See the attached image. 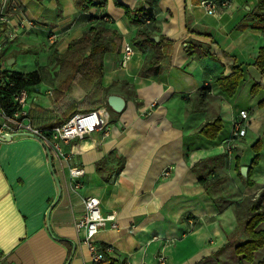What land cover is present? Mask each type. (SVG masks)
<instances>
[{
	"label": "crops",
	"instance_id": "crops-1",
	"mask_svg": "<svg viewBox=\"0 0 264 264\" xmlns=\"http://www.w3.org/2000/svg\"><path fill=\"white\" fill-rule=\"evenodd\" d=\"M199 1L104 0L88 11L74 0L0 1V15L8 19L0 21V72L45 66L54 77L28 92V124L32 109L53 107L52 92L60 79V74L53 75L60 71L51 60L54 49L64 53L101 18L123 37L118 51L103 54L100 83H74L67 92L76 102L88 94L77 112L107 107L109 123L64 144L69 160L50 153L61 187L57 201L42 143L24 134L0 141V264H92L83 231L75 224L88 195L99 198L102 214L115 212L118 223L95 235L99 245L111 247L99 264L111 259L116 264H257L264 258V247L253 262L234 252L246 238L243 226L233 237L235 202L264 190V74L254 65L264 32L251 27L249 16L258 0H229L215 14L206 13ZM140 3L154 12L157 41L159 36L173 41L170 58L161 60L157 73L141 72L153 48L134 44L138 26L127 20L123 8ZM6 33L14 35L7 38ZM125 43H131L133 53L122 65ZM233 65L240 66L242 78L229 96L216 79L231 74ZM86 84L90 88L85 90ZM204 85L210 90L200 101L198 91ZM254 85L257 90L251 93ZM109 94L125 99L121 112L107 105ZM97 100L102 103L93 104ZM241 109L247 112L245 133L230 142ZM217 117L222 128L216 138L198 133ZM256 141L259 159L252 165L253 184L247 185L236 165L251 166ZM101 161L99 172L96 164ZM72 167L84 170L78 187ZM200 177L222 180L206 191Z\"/></svg>",
	"mask_w": 264,
	"mask_h": 264
},
{
	"label": "trees",
	"instance_id": "trees-1",
	"mask_svg": "<svg viewBox=\"0 0 264 264\" xmlns=\"http://www.w3.org/2000/svg\"><path fill=\"white\" fill-rule=\"evenodd\" d=\"M75 4L83 11H88L91 7L102 6L104 0H74ZM116 4L121 5L119 2ZM125 15L130 23L138 26L136 34L133 38L135 45L139 47L151 46L153 53L151 58L143 64L141 72L143 74L157 73L161 69V60L165 57L170 58L173 41L159 36L158 41H153L152 37L158 35L159 28L154 18V12L151 8L144 4H138L134 8L123 7ZM251 27L264 32V0H258L256 7L250 12ZM84 18L90 20L89 14H85ZM3 28H0V32ZM123 37L116 30L109 27L107 20L101 18L95 24L91 25L80 37L72 40L64 53H59L56 49L52 51L51 60L60 65V71H54V76L60 74V79L52 92V109H43L36 107L29 113V122L32 127L51 128L69 119L74 113L79 110L80 105L86 102L88 94L80 102L73 101L67 94L71 84L80 83L82 81L100 83L103 73L102 56L105 52L116 50L118 51L119 44ZM254 65L259 71L264 74V46L258 50V54L254 60ZM232 73L229 75L221 74L216 83L223 92L232 96L239 85L242 78V70L240 66L233 65ZM6 78L0 80V102L7 112H12L16 108L14 95L25 89L27 92L32 90V87L42 81H53L50 70L45 66L28 71H2L0 77ZM258 85H254L251 93L257 90ZM104 90H107L105 88ZM210 90L209 85H204L198 91V99L203 100ZM102 100H97L93 104H101ZM222 128L221 119L219 117L207 121L202 124L198 133H201L209 139L217 137ZM255 151L254 157L251 159V166L247 170L246 176H242L240 167L236 165V171L247 185H252L250 179L252 174V165L256 164L259 159V141H256L252 146ZM103 161L96 164L97 171L101 172ZM205 190L209 191L211 186L216 182L221 181V177L206 181L200 177ZM234 215L237 225H243V232L246 236L245 240L237 243L234 246V252L241 260L253 262L254 254L257 250L264 247V228L260 227L264 223V190L257 197L245 196L240 201L234 204ZM231 237H229V243ZM110 264H116V261L111 259ZM257 264H264V258L259 260Z\"/></svg>",
	"mask_w": 264,
	"mask_h": 264
},
{
	"label": "built area",
	"instance_id": "built-area-1",
	"mask_svg": "<svg viewBox=\"0 0 264 264\" xmlns=\"http://www.w3.org/2000/svg\"><path fill=\"white\" fill-rule=\"evenodd\" d=\"M4 2V0H0ZM229 0H200L199 5L208 14H215L221 7L228 6ZM1 22H7L8 19L4 15H0ZM14 33H6L7 38L13 36ZM1 47V46H0ZM133 53L131 43H125L120 63L123 65ZM28 92L23 89L14 95L16 108L12 112H7L0 102V137L5 135H19L20 132H31L36 134L42 142H44L50 153L52 152L58 159L69 160L70 154L64 149V144L70 141L82 138L84 135L94 131L106 129L109 123V115L107 107H98L87 111H79L74 113L66 121L51 127L48 130H42L32 127L26 123L27 110L25 109ZM247 121V112L245 109L239 110L233 121V127L229 141L234 138L243 136L245 133V125ZM1 141V140H0ZM84 170L80 167L70 168V175L74 179V187L81 185V177ZM168 171L164 170L162 175H167ZM84 210L76 218L75 224L78 230L83 231V242L87 245L90 261L92 264H99L105 260L107 252L111 250L110 246L99 245L95 239L97 232L108 225L111 228L118 226L115 212L102 214L100 209V200L94 195H88L83 199ZM163 263V257L158 258ZM118 264H129L124 260Z\"/></svg>",
	"mask_w": 264,
	"mask_h": 264
},
{
	"label": "water",
	"instance_id": "water-1",
	"mask_svg": "<svg viewBox=\"0 0 264 264\" xmlns=\"http://www.w3.org/2000/svg\"><path fill=\"white\" fill-rule=\"evenodd\" d=\"M158 37L157 36H153L152 37V40L154 41H157ZM13 62V59H8L7 63H12ZM107 105L110 107V109L116 113H119L123 110L124 106H125V99L123 97H121L120 95H116V94H109L107 96ZM19 135L20 134H24V135H29V136H32L36 139H38L43 147L45 148L46 152H47V156H48V160H49V166H50V171L55 179V182H56V185H57V197L55 199V201L58 200L59 196H60V193H61V187H60V184H59V181L55 175V172H54V169H53V166L51 164V154H50V151L47 147V145L41 141V139L34 133H31V132H20L18 133ZM0 140L1 141H8V140H11V136L9 135H5L3 137H0ZM247 170H248V166L247 165H243L240 167V172H241V175L242 176H246L247 174Z\"/></svg>",
	"mask_w": 264,
	"mask_h": 264
},
{
	"label": "rangeland",
	"instance_id": "rangeland-1",
	"mask_svg": "<svg viewBox=\"0 0 264 264\" xmlns=\"http://www.w3.org/2000/svg\"><path fill=\"white\" fill-rule=\"evenodd\" d=\"M92 85H94V84H92ZM95 86V85H94ZM88 88H90V84H86V86H85V90L86 89H88ZM96 95H94V91H92V98L93 97H95ZM252 148V147H251ZM252 150H253V148H252ZM241 180H242V178H241ZM252 197H253V194L251 195ZM241 226H243V225H237V222H236V220L234 219V227H235V230L233 231V237L235 236V234L237 233V231L239 230V227H241Z\"/></svg>",
	"mask_w": 264,
	"mask_h": 264
}]
</instances>
